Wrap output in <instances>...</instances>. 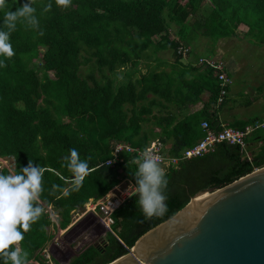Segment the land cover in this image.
Segmentation results:
<instances>
[{
    "label": "trees",
    "instance_id": "trees-1",
    "mask_svg": "<svg viewBox=\"0 0 264 264\" xmlns=\"http://www.w3.org/2000/svg\"><path fill=\"white\" fill-rule=\"evenodd\" d=\"M26 2L8 0V7L15 11ZM48 4L51 8L45 11ZM33 7L38 28L18 21L10 34L14 55L0 57L6 65L0 69V157L14 158V174L29 160L45 169L43 191L35 202L44 213L18 243L19 249L28 252L25 263L38 260L53 236L48 230L53 221L46 206H52L63 229L74 210L89 199L103 197L122 178L135 185L137 164L131 155L121 154L114 166L104 164L112 158L114 143L144 150L158 140L169 155L180 156L203 136L202 121L220 128L213 106L220 88L217 78L195 80L206 81L210 93L209 104L201 110L177 114L165 106L158 114L153 112L160 103L148 98L149 93L161 95L168 87L171 97L173 94L171 83L151 78L153 73L130 78L147 52L169 49L180 59L178 46L190 45L194 34L213 44L244 28L250 41L264 45V0H71L68 8L57 6L56 0H34ZM4 15L5 10H0V29L7 30ZM83 52L88 56L83 57ZM89 62L96 72L91 68L85 77L81 67ZM123 70L129 78L121 82L117 74ZM186 83L189 87L195 84ZM186 95L179 82L174 97L184 101ZM210 105L213 113L208 110ZM248 123L231 126L243 129ZM259 139L264 141V129L255 131L247 142ZM72 148L80 159L87 160L89 174L78 190L64 196L63 189L71 188L74 179L64 160ZM263 166L264 143L250 155L239 145L220 143L203 156L169 166L165 170L167 212L145 218L136 203L138 198L130 196L113 213L114 233L106 232L98 244L88 246L68 264L114 261L198 191L225 186ZM0 174L9 175V170L1 168ZM12 249L17 248L12 245Z\"/></svg>",
    "mask_w": 264,
    "mask_h": 264
},
{
    "label": "water",
    "instance_id": "water-1",
    "mask_svg": "<svg viewBox=\"0 0 264 264\" xmlns=\"http://www.w3.org/2000/svg\"><path fill=\"white\" fill-rule=\"evenodd\" d=\"M108 264H264V166L198 191Z\"/></svg>",
    "mask_w": 264,
    "mask_h": 264
},
{
    "label": "crops",
    "instance_id": "crops-1",
    "mask_svg": "<svg viewBox=\"0 0 264 264\" xmlns=\"http://www.w3.org/2000/svg\"><path fill=\"white\" fill-rule=\"evenodd\" d=\"M242 30L244 33V29ZM240 33H236L233 37L230 38H220L215 43L212 44V51L210 56L216 60H221L225 65H228L224 61V57H229L230 62L232 63V68L229 70L228 66L226 68L227 75L232 80L229 86V92L224 102L218 105L215 108V113L220 121V124H225L231 126L235 122H254L260 120L264 117V45L252 42L248 37ZM195 35V40L190 43V46L193 49V53L188 58L177 59L173 56L172 52L168 50H159V51H150L147 52L143 58L138 62L137 69L130 72V78H140L141 75H148L153 73L151 78H165L167 83H171L172 88V97L170 92H168V87H164L161 95H156V93H149L148 98H156L160 105L154 107L153 112L156 114L159 113L160 108L164 109L166 106L170 108L174 113H194L201 110L204 106L209 104V90L206 88L207 83L195 81L199 78H215L213 72L211 73L208 67L199 65L196 61L197 57L200 55L199 52L204 49L202 45H196L200 43L203 38L201 35ZM176 37V35H173ZM177 38V37H176ZM262 46V47H261ZM245 50L246 55H250L255 58L260 59L259 69H255L249 66L244 62L246 57H243L239 60L237 53H241L242 50ZM243 54V53H242ZM244 56V55H242ZM211 69V68H210ZM125 71H118L117 78H129V75H125ZM234 73L232 75L231 73ZM239 76V77H237ZM121 81V80H120ZM192 81L195 84L191 87L187 85L186 82ZM236 81L239 82V85L235 86ZM179 82L184 84V91L187 95L184 97V101H179L175 98L177 92V87ZM165 84L164 81L160 82ZM205 86H204V85ZM250 94L251 96L248 99H243L244 101L238 100L239 97ZM210 112L213 113L214 108L210 105ZM250 113L257 114L256 116L250 117ZM165 114V110H164ZM248 123V124H250ZM247 124V125H248ZM233 127V126H232ZM156 141V140H153ZM151 141V142H153ZM150 142V143H151ZM264 141L259 139L257 141L249 140L246 144L245 152L247 155L252 154L262 145ZM116 165V164H115ZM166 170L168 167L162 165ZM117 184H121L123 187H129L131 190H135V185L127 178H122ZM90 200V199H89ZM89 201L84 205V208L87 210L85 216H79L76 219L71 218V222L66 228L61 229L58 225V221H53L57 223V232L53 234L52 238L44 246V248L39 252V256H45V262L47 264H68L73 258L77 257L86 247L78 248L74 245V249L71 247L72 241L75 237H72L70 232L81 226L83 217L91 216L93 218V224L99 223V213L96 211H89L88 209ZM47 207V206H46ZM51 210L57 214L52 206H49ZM78 210L81 211L79 208ZM85 211V210H84ZM72 212V217H73ZM58 216V215H57ZM90 222V221H89ZM92 223V221H91ZM51 224V225H52ZM48 228L52 230L53 227ZM84 231V230H83ZM77 234H81L82 231L78 229L75 230ZM66 237V241L61 242L59 236ZM66 233V234H65ZM73 238V239H72ZM17 249L19 246L15 245ZM41 257L39 258V260ZM36 260H31L29 262H35ZM42 262V259L40 260ZM37 264H39L36 261ZM27 264V263H25ZM42 264H44L42 262Z\"/></svg>",
    "mask_w": 264,
    "mask_h": 264
},
{
    "label": "clouds",
    "instance_id": "clouds-1",
    "mask_svg": "<svg viewBox=\"0 0 264 264\" xmlns=\"http://www.w3.org/2000/svg\"><path fill=\"white\" fill-rule=\"evenodd\" d=\"M33 3L34 0H27L15 11H10L8 0H0V10H5L3 24L7 29H0V57L10 58L14 55L10 34L16 29L18 21L38 28L39 21ZM56 4L68 8L71 0H56ZM50 8L51 4H48L45 11ZM5 66L4 60L0 59V69ZM64 160L74 176L72 187L63 189V195L69 196L71 192L79 189L89 174V165L87 160L80 159L75 148L69 150V155L64 157ZM136 163L137 168L133 172L135 190L130 196L138 198L136 203L145 218L163 215L167 212L165 201L168 180L165 169L151 151L141 152ZM44 171V168L34 166L29 160L18 173L0 174V264H25L28 257L26 250L9 249L24 239V233L28 232L31 225L44 213V209L35 203L43 191Z\"/></svg>",
    "mask_w": 264,
    "mask_h": 264
},
{
    "label": "built area",
    "instance_id": "built-area-1",
    "mask_svg": "<svg viewBox=\"0 0 264 264\" xmlns=\"http://www.w3.org/2000/svg\"><path fill=\"white\" fill-rule=\"evenodd\" d=\"M177 52L182 55V58H188L192 53V48L182 44L178 46ZM197 63L211 68L215 78L218 80L219 94L217 101L213 105L216 108L224 102L229 92L231 79L227 75L226 66L221 60H216L212 57H200ZM201 128L203 136L195 144L185 148L180 156L169 155L165 145L158 140L151 142L144 150H139L124 142H116L113 145L112 158L107 159L104 164L114 166L120 160L121 154L124 153L131 155L136 163L141 152L151 151L160 160L161 166L166 165L169 167L177 166L181 160L203 156L220 143L235 144L244 149L246 148L247 139L255 131L264 129V117L246 125L243 129L225 124H220V128H212L206 120L202 121ZM132 192H134V189L131 190L129 187L116 184L100 199H90L88 209L89 211H97L99 213V222L114 233L111 229L114 223L113 213L122 206ZM45 211L49 214L52 221H56L57 214L49 206L46 207Z\"/></svg>",
    "mask_w": 264,
    "mask_h": 264
},
{
    "label": "rangeland",
    "instance_id": "rangeland-1",
    "mask_svg": "<svg viewBox=\"0 0 264 264\" xmlns=\"http://www.w3.org/2000/svg\"><path fill=\"white\" fill-rule=\"evenodd\" d=\"M244 30H245V28H244ZM243 31L242 30H238V33H240L239 35H241L242 36V34L244 35V33H242ZM172 35H174V32H172ZM199 36V35H198ZM245 36V35H244ZM203 37V36H202ZM201 39V41H200V43H197L196 45H202V46H204V49H202L200 52H199V56L197 57V60L196 61H198V59L200 58V57H203V58H208V56H210L209 54H211V51H212V42L209 40V38H205V37H203V38H200ZM261 45V44H260ZM187 46H190V45H187ZM191 47V46H190ZM262 47V46H261ZM42 49H43V47H41ZM246 51L243 49L242 50V52L241 53H237V57L239 58V60L240 59H242L243 57H246L245 58V63L249 66V68L251 69V66L253 67V68H255V69H259V67H260V62H262V61H264V60H260V59H256L255 58V56L253 55V57H251L250 55H246V53H245ZM192 53H193V49H192ZM243 53V54H242ZM242 55H244V56H242ZM82 56L83 57H87L88 56V54H86L85 52H83L82 53ZM224 61H226L227 63H228V65H225L226 66V68H227V66H228V68H229V70H231V68H232V63L230 62V59H229V57H224ZM35 62H37V61H35ZM92 62H89V63H87V64H85V65H82V67H81V73H82V75L84 74V76L85 77H87V75H88V73H89V71L91 70V68L93 69L94 67L92 66ZM94 71L93 72H96V69H93ZM39 72V75H41V72L40 71H38ZM231 73V72H230ZM232 75H234V73H231ZM97 76H99L98 75V73H96V77ZM237 77H239V76H237ZM97 80L98 79H100L99 77H97L96 78ZM118 80H121V82L122 81H124V80H126L127 78H117ZM90 81V80H89ZM231 82H232V80H231ZM235 86H237V85H239V82L238 81H236V84H234ZM251 95L250 94H246L245 96H241V97H239V95H238V100L239 101H244L243 99H248V97H250ZM250 115V117H253V116H256V115H258V113L257 114H254V113H250L249 114ZM1 168H6V169H8L9 170V174H14L13 173V170H14V158L13 157H4V158H1L0 157V169ZM86 205V204H85ZM86 209H85V211H83V212H80L78 209H76V210H74V213H73V217H72V219H76V218H78L79 216H85V214H86ZM97 212V211H96ZM84 219H83V221H82V224H81V226L79 225V227L78 228H76L75 230H77L78 229V232H79V230L80 231H82V233L81 234H77L76 232H74L75 230H73L72 232H70L71 234V236L72 237H75L74 238V241H72V243H71V247L74 249V245L77 247V249L78 248H83V247H86V246H88V245H94V244H98V242L100 241V239L102 238V237H104L105 236V234H106V232H108L109 230L104 226V225H102L100 222V224H93V218L91 217V216H86V217H83ZM90 221V222H89ZM91 221H92V223H91ZM53 227V229L51 230L50 229V231L52 232L51 234L53 235V234H55L56 232H57V223H53L52 225H51V228ZM84 230V231H83ZM62 234V233H61ZM66 234V233H65ZM64 236H67V235H61V236H59V240L61 241V242H64V241H66V237L64 238ZM73 239V238H72ZM14 245H16V244H14ZM18 245V244H17ZM39 257H41V259H42V262L44 263V264H47L46 262H45V260H46V258H45V256H42V255H40ZM40 259V260H41ZM39 259L38 260H36L39 264H42V262L40 261ZM36 261L35 262H28L27 264H37L36 263Z\"/></svg>",
    "mask_w": 264,
    "mask_h": 264
}]
</instances>
